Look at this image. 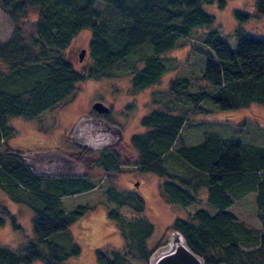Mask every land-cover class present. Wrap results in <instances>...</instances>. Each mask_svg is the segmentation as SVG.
<instances>
[{
	"label": "trees",
	"instance_id": "obj_1",
	"mask_svg": "<svg viewBox=\"0 0 264 264\" xmlns=\"http://www.w3.org/2000/svg\"><path fill=\"white\" fill-rule=\"evenodd\" d=\"M213 2L0 0V12L14 28L9 40L0 44V144L15 134L9 125L11 118L36 120L71 96L79 82L109 76L114 66L133 53L148 51L138 58L143 60L142 68L133 70L132 93L155 85L166 72L159 56L172 50L180 38L212 26L214 17L202 5ZM219 3L222 7L223 2ZM254 5L256 12L264 16V0H255ZM101 7L111 15L105 16ZM31 11L36 13V19L30 34L25 35L19 24ZM235 17L246 22L248 15L236 12ZM83 30L90 34V66L80 71L66 51ZM234 35V46L215 30L202 37L203 45L197 51L205 57L203 87L189 92L187 79L172 80L166 94L175 104L180 103L178 98L185 99L188 103L184 104L189 107L160 104L140 118L144 131L133 134L130 145L137 152L139 170L165 178L160 193L167 203L186 208L202 201L213 210L210 214L196 209L189 220L175 219L170 226V230L183 235L189 248L205 264H264V148L249 146L244 151L240 141L214 133L203 134L200 143L189 146L179 135L187 115L204 111L207 106L235 110L264 102V38L253 37L240 27ZM100 152L97 167L106 172L118 169L120 162L112 150ZM20 155L9 149L0 151V191L10 201L32 211V237H24L21 249L0 244V264H63L80 250L72 243H55L52 238L67 231L87 207L76 206L64 212L60 199L95 186L85 179V174L67 179L37 177L24 166ZM73 158L81 160V155ZM168 164H178L180 172L168 169ZM104 193L114 204L106 213L123 239V248L111 251L110 255L97 250L96 263L147 264L151 252L163 243L150 247L152 223L145 217H126L119 211L129 208L141 214L145 211L143 199L111 185ZM249 193L255 195L259 230L246 226L230 211ZM0 214V226L8 218L14 229L21 230L6 210L0 208Z\"/></svg>",
	"mask_w": 264,
	"mask_h": 264
},
{
	"label": "rangeland",
	"instance_id": "obj_2",
	"mask_svg": "<svg viewBox=\"0 0 264 264\" xmlns=\"http://www.w3.org/2000/svg\"><path fill=\"white\" fill-rule=\"evenodd\" d=\"M219 1L223 2L222 7ZM254 2L255 0H214L212 4L202 5L203 10L214 17L213 25L196 30L187 38H180L172 50L159 56L166 67V72L153 86L132 93L130 78L133 70L142 68L143 60L138 58L148 53L136 52L114 66L109 76L79 82L71 96L36 120L27 121L22 118L9 120L15 134L0 144V151L9 149L22 154L25 151L57 149L73 157L81 155V161L86 166L85 179L95 186L89 191L63 196L60 199L64 212H69L76 206L87 207L83 215L70 225L67 231L52 238L55 243L61 245L72 243L80 250L77 256H69L63 264H97L95 259L97 250L108 255L113 250H122L123 239L115 223L106 213L108 209L114 207L104 193L109 185L121 192L134 193L143 199L145 206L143 213L135 214L129 208H122L119 211L126 217H145L152 223L153 233L148 241L150 247L157 242L166 241L175 219L189 220L191 213L196 209L213 213V210L206 207L202 201L186 208L167 203L160 193V184L165 178L137 168V152L130 145V137L144 131L139 125L140 118L161 106L160 104L169 107L176 105L180 109L184 103H188L185 99L178 98L180 103L175 104L173 98L166 94L172 80L187 79L189 92L203 87L201 75L204 71L205 57L197 49L203 45L200 40L208 31H217L231 46L236 43L234 31L239 27L253 37L264 38V16L256 12ZM100 10L107 17L111 15L106 8L101 7ZM236 12L247 14L246 22L238 21L235 17ZM35 19L36 13L31 11L20 21L19 25L25 35L32 31ZM13 30V25L0 12V44L9 40ZM89 41V31L83 30L76 35L66 51L68 59L77 70L83 71L90 66L87 53ZM81 50H85V53L79 61ZM94 102H101L110 108L106 120L122 131L120 144L110 149L118 156L120 165L118 169L109 172L96 166L102 150L88 151L79 148L66 136L69 125L75 122L78 116L90 114ZM184 107L189 106L186 104ZM205 133H214L221 138L240 141L244 145V151H248L249 146L264 148V102L252 103L246 108L235 110H219L207 106L204 111H195L187 115L179 135L184 144L192 146L200 143ZM178 166L168 164V169L177 173L180 172ZM200 195L203 200L205 190L200 191ZM254 197V193L247 194L233 204L230 211L246 226L259 230L260 226L255 217ZM0 208L15 219L16 226L21 227V230L14 229L10 219L6 218L5 223L0 226V244L11 249H21L25 243L24 237H32L30 226L32 211L23 204L10 201L1 191ZM2 216L0 214V217ZM132 264L143 263L132 261Z\"/></svg>",
	"mask_w": 264,
	"mask_h": 264
},
{
	"label": "water",
	"instance_id": "obj_3",
	"mask_svg": "<svg viewBox=\"0 0 264 264\" xmlns=\"http://www.w3.org/2000/svg\"><path fill=\"white\" fill-rule=\"evenodd\" d=\"M84 53L85 50H81L79 61L82 60ZM91 107L98 114L109 111L101 102H94ZM66 136L75 146L95 151L117 147L122 140V131L104 118L82 114L71 125ZM20 156L24 166L37 177L78 178L84 176L86 170L82 161L57 149L25 151ZM147 264H205V262L189 248L179 231L172 230L166 241L151 252Z\"/></svg>",
	"mask_w": 264,
	"mask_h": 264
},
{
	"label": "flooded vegetation",
	"instance_id": "obj_4",
	"mask_svg": "<svg viewBox=\"0 0 264 264\" xmlns=\"http://www.w3.org/2000/svg\"><path fill=\"white\" fill-rule=\"evenodd\" d=\"M110 109V108H109ZM110 113V110L107 112V113H103V114H98V113H96V112H94L92 109H91V112H90V114H88V115H90V116H92V117H95V118H98V117H101V118H104L106 115H108ZM105 120H106V118H104ZM74 122V121H73ZM73 122L69 125V128L71 127V125L73 124ZM68 128V129H69ZM68 156H70V157H72L73 158V156H71V155H68ZM79 157V156H78ZM83 158V157H82ZM75 159V158H74ZM79 161H81V160H79ZM83 162V161H82ZM84 163V162H83ZM85 164V163H84Z\"/></svg>",
	"mask_w": 264,
	"mask_h": 264
}]
</instances>
